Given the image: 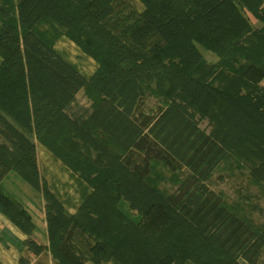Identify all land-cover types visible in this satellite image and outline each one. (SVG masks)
I'll return each mask as SVG.
<instances>
[{
	"label": "trees",
	"instance_id": "trees-1",
	"mask_svg": "<svg viewBox=\"0 0 264 264\" xmlns=\"http://www.w3.org/2000/svg\"><path fill=\"white\" fill-rule=\"evenodd\" d=\"M137 1L140 13L115 9L118 0H0V180L14 172L41 194L47 238L46 246L32 238L29 214L0 186V214L26 236L17 264L44 251L54 264H258L264 229L206 182L254 132L247 178L264 186V0ZM44 22L96 62L94 74L54 51L38 31ZM195 45L231 60L229 91L208 79L213 68L204 71ZM151 83L165 104L156 115L144 111ZM80 90L91 102L83 121L66 113ZM182 104L201 117L219 108L211 131ZM33 139L91 189L74 214L40 180ZM158 168L174 178L172 193L157 188ZM121 202L137 223L117 211Z\"/></svg>",
	"mask_w": 264,
	"mask_h": 264
},
{
	"label": "rangeland",
	"instance_id": "rangeland-1",
	"mask_svg": "<svg viewBox=\"0 0 264 264\" xmlns=\"http://www.w3.org/2000/svg\"><path fill=\"white\" fill-rule=\"evenodd\" d=\"M114 5L115 9H119L123 4H127L137 13L142 11V6L137 0H118ZM245 15V12H244ZM252 29V28H251ZM38 31L43 35L47 42L51 43L55 52H57L66 62L72 65L82 76L89 77L97 69L96 62L84 54L64 33L62 29H58L49 23H42ZM199 55L203 59L204 71L208 66L213 69L206 74L210 81H214L217 86L229 91L228 83L232 81L233 73L231 69L233 64L229 58L220 59L217 55L204 50L202 47L195 45ZM148 90H144L143 97L144 111L146 113L156 115L157 111L165 104L161 97L155 96L149 91L154 90L153 83L148 84ZM153 89V90H152ZM183 107L194 118L197 128L205 133H209L217 120L219 115V108L215 109L209 117H201L194 113L185 104ZM91 102L85 96L83 90H80L75 96L73 102L67 107L66 113L77 121L86 119L90 112ZM259 136L251 132L246 135L242 141L238 143L235 149L219 164V166L212 172L206 185L210 191L215 195L220 196L225 202L230 205H236L240 208L243 216L251 221L256 226L264 229V186L252 184L247 178V171L252 164L256 163V147H258ZM36 143V162L39 178L45 183L47 189L52 192L54 196L62 204L65 212L71 215L74 214L77 208L82 203L83 199L90 193L89 186L82 181L76 173H72L66 168L60 160L55 158L48 150H46L35 139ZM76 141V148L80 151L83 157L91 162L95 167L102 166L103 161L91 149L82 145L79 140ZM0 138V143H2ZM255 147V148H253ZM82 174L89 175L87 172ZM91 174V173H90ZM157 176L162 179L158 180L156 185L161 191L167 194L175 191L177 184L174 178L158 168L156 170ZM185 173H179L178 177L181 179ZM91 177V175H90ZM2 189L15 199L21 206L30 207L35 213L33 216L36 220H41L40 203L43 202L41 194L32 190L25 184L14 172L6 173L0 180ZM67 208V209H66ZM36 210V211H34ZM119 211L128 220L133 223L139 221L137 215L132 214L127 209V206L121 202L117 206ZM32 212V213H33ZM34 234V233H33ZM33 239L35 236L32 235ZM41 243L40 240H37ZM52 261V260H51ZM240 264H245L239 260ZM54 264V262L52 261ZM84 264H92L84 262ZM102 264H115L113 262H106ZM184 264H194L191 261H185ZM258 264H264V253H261Z\"/></svg>",
	"mask_w": 264,
	"mask_h": 264
},
{
	"label": "crops",
	"instance_id": "crops-1",
	"mask_svg": "<svg viewBox=\"0 0 264 264\" xmlns=\"http://www.w3.org/2000/svg\"><path fill=\"white\" fill-rule=\"evenodd\" d=\"M245 17L248 20V23L253 30H258L261 27L260 22L257 21L251 14L246 12ZM258 86L264 90V78L261 80ZM34 146H35V156H36L37 147L35 142H34ZM22 207L29 214L31 221L35 227V231L33 234L35 236L34 240L36 242L37 240H40L41 243L39 244L46 246L47 238H46V225H45L44 209H43L44 203L43 202L40 203L39 211L40 213L42 212L41 213L42 219L38 221L33 216L35 213L31 210L30 207L28 208L25 206ZM67 211L69 212V209H67ZM25 239L26 236L22 234L15 226H13L4 216L0 214V264H17V261L20 257L26 256L27 250L25 245L23 244ZM29 258H30L29 264H53L49 254L45 251L39 256H30Z\"/></svg>",
	"mask_w": 264,
	"mask_h": 264
}]
</instances>
